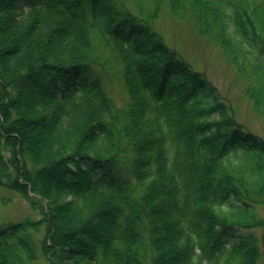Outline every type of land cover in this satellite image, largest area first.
Returning <instances> with one entry per match:
<instances>
[{
    "label": "trees",
    "instance_id": "1",
    "mask_svg": "<svg viewBox=\"0 0 264 264\" xmlns=\"http://www.w3.org/2000/svg\"><path fill=\"white\" fill-rule=\"evenodd\" d=\"M0 8V188L39 214L0 217V264H264V139L158 29L191 16L264 116V0Z\"/></svg>",
    "mask_w": 264,
    "mask_h": 264
},
{
    "label": "rangeland",
    "instance_id": "2",
    "mask_svg": "<svg viewBox=\"0 0 264 264\" xmlns=\"http://www.w3.org/2000/svg\"><path fill=\"white\" fill-rule=\"evenodd\" d=\"M3 14L4 12L0 8V19ZM158 29L163 40L173 47L194 69L202 72L214 86L216 93L232 105L236 112L237 120L244 128L264 139V116L253 109L252 103L246 94L245 79L238 77L234 65L228 61L221 48L209 37L203 36L198 32L191 16L175 18L166 11H163L159 19ZM111 73L114 76L110 75L109 79L102 77V81L108 96L115 104L122 105L126 99L125 89L116 73L113 71ZM169 90L167 89V92ZM2 196L9 198L7 203H1L0 200V217L4 221H18L26 214L39 217L38 212L32 210L29 203L19 194L0 188V198ZM157 209L162 210L160 213L162 223L169 224L166 220L164 221L166 214L164 213L163 206L160 207L158 205ZM64 214L65 211L57 212L56 223L63 220ZM105 222L106 219L99 217L93 221V223L99 225L97 229L99 232L102 231L103 234L110 235L109 230L106 229L105 231L103 228ZM69 227L76 228L72 225ZM171 237L168 236L167 239H164V243L168 249H171ZM67 244L71 245L73 243L70 241ZM80 263L79 258L70 257L69 264Z\"/></svg>",
    "mask_w": 264,
    "mask_h": 264
}]
</instances>
